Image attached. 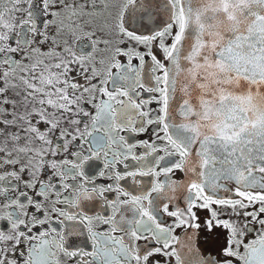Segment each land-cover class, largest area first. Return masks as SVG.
<instances>
[{
	"label": "snow or ice",
	"instance_id": "6c2138e0",
	"mask_svg": "<svg viewBox=\"0 0 264 264\" xmlns=\"http://www.w3.org/2000/svg\"><path fill=\"white\" fill-rule=\"evenodd\" d=\"M100 9L113 10L111 31L120 37V44L134 43L144 49L143 53L118 51L105 71H97V61L84 51V45L78 50L72 47L73 41L84 40L94 54L101 44L107 46L95 31L85 32L78 23L90 10L100 15ZM64 16L74 27L72 40L61 44L50 29H58L57 36L63 34ZM161 17L166 20L163 26ZM129 23L146 34L129 30ZM17 30L31 39L16 40L13 47L9 42ZM37 44L55 47L45 53ZM116 56H128L127 66ZM0 57V128L4 129L0 130V170L15 169L0 174V198L5 201L0 203V221L10 226L7 235L0 233V264H15L13 258L25 243V264H62L64 260L152 264L154 257L175 260V264H218L199 258L182 260L175 251L181 244L174 235L177 229L199 231L197 210L211 213L205 225L208 232L215 227L230 233L222 252L228 258L224 264H264V0H91L90 4L71 0L70 5L68 0H0ZM146 58L152 66L151 84L142 79ZM133 60L139 61V69L132 67ZM113 69L118 75H112ZM140 90L158 99L139 101L133 93ZM149 104L159 105L156 116L143 110ZM86 121H91V130L84 126ZM154 125L158 139L151 144L129 146L114 135L129 131L142 136ZM97 132L101 135L96 136ZM77 141L81 151L76 152L75 163H49V157L66 154ZM105 144L123 149L111 154L117 157L116 163L122 157L140 165L141 170L117 175L116 180L130 177L136 183L137 177H152L156 182L151 190L134 196L115 188L118 200L109 205L113 214L108 219L77 220L59 212L55 205L78 210L82 199L92 198L84 184L80 186L84 191L75 193L65 177L75 179L79 174L84 180V165L101 152H105V168L110 167L113 161ZM134 148L146 152L137 155ZM45 167L59 172L64 183L58 187L52 180L41 181ZM30 170L34 179L24 187L51 203V209L35 203L27 191H17L21 177ZM174 173H183L188 180L177 183L171 179ZM161 177L168 180L160 183ZM100 178L111 176L101 174ZM70 191L75 200L61 199ZM10 192L15 196H9ZM221 192L229 198L219 196ZM176 193L185 194L183 211H170ZM120 197L127 203H119ZM153 197L167 198L169 203L161 205ZM213 206L231 210L236 222L221 221ZM117 207L130 209L132 219H124ZM26 209L35 211L30 216ZM160 213L175 223L162 226ZM53 215L61 219L53 220ZM65 217L87 227L90 252L65 250V234L54 227ZM97 222L110 231L96 232ZM34 229L43 231L29 235ZM245 233L256 238L245 243Z\"/></svg>",
	"mask_w": 264,
	"mask_h": 264
},
{
	"label": "flooded vegetation",
	"instance_id": "af4514ba",
	"mask_svg": "<svg viewBox=\"0 0 264 264\" xmlns=\"http://www.w3.org/2000/svg\"><path fill=\"white\" fill-rule=\"evenodd\" d=\"M6 1V0H5ZM87 2L90 4L91 0H87ZM113 3H116L117 0H112ZM69 5L71 4V0H68ZM97 3H99V0H97ZM90 10V14L85 17L82 20H79L78 23L81 25L83 30L85 32L87 31H95L98 36L105 41H107V46L104 44H101L99 46V49L93 52L89 51L90 45L87 41L80 40L77 44L75 41L72 42V47L74 49H79L81 45H84V51L92 56L94 55V59L97 61V71H105L106 66L108 62L113 58L114 54L117 53L120 50L123 51H130V50H136L143 53L144 49L141 48L138 45H135L134 43H123L120 44L119 40L120 37L118 35H115L111 31V25L113 23L111 16L113 10L105 11L104 9H100L101 12L100 15H92ZM59 23V22H58ZM161 26L166 24V20L161 17L160 19ZM62 26L65 28V32L61 34L60 36H57L58 29H50L51 36L55 38L56 40L60 41L61 44H63L64 40H72L71 32L73 30L74 25L72 22L67 18V16L63 17V24ZM129 30L134 31L136 34L145 35L146 33H142L139 29H134L132 24L129 23ZM21 30H17L16 34L13 36V39L10 40L13 46H16L15 41L16 40H24L25 38L31 39V37H24L20 35ZM36 48L43 49V52L47 53L50 52V48H54L55 45H52L51 47L49 44H37L35 45ZM62 48L57 49V51H61ZM24 55H28V52H24ZM18 62H22L21 57L14 56L13 57ZM2 59V57H0ZM116 59L119 60L121 65L123 67L127 66L128 63V56L119 57L116 56ZM102 65L104 67H102ZM139 61L133 60L132 61V67L139 69ZM167 67V65H166ZM112 75L116 76L118 73L113 69ZM134 75V74H130ZM142 79L148 83L151 84L152 77V66L151 61L146 58L145 60V67L142 74ZM154 87V85H152ZM111 87V85H109ZM133 96L138 97L139 101H147L151 99H158V97L150 96L148 93L143 92L140 90L139 93L134 92ZM86 110L89 112H92L94 115V109L88 107L87 105L84 106ZM159 108V105L156 104H149L146 105V107L143 109L146 112H152L153 116L157 115V110ZM86 120V118H85ZM135 123V122H134ZM85 127H87L89 130H91V121H86L84 124ZM139 127V125H137ZM0 130H4L0 128ZM157 126H153V128L148 129L147 132L144 133L142 136L134 135L132 132L124 131L121 133H114L117 140L123 139L125 143H127L129 146H133L135 144L140 143H153L155 139H158L155 136V133L157 131ZM10 131V130H9ZM96 136H100L101 133L97 132L95 133ZM70 139V138H69ZM3 138L0 137V141H2ZM63 143V142H60ZM92 138H89V146H92ZM80 144V141L76 142L77 146H74L73 148H69L67 150V153L55 158L49 157V163H52L53 161L57 163V165H60L63 163L64 160H68L69 163H75V154L76 152H80L81 149L78 147ZM105 149L107 150V154L109 156V159L113 161L112 165L105 168L106 161L104 159L105 152H101L99 155V158L96 160H89L87 164L84 165L82 169V173L84 176V180L80 179V175L77 174L75 179H69L68 177H65V180L67 182V185L70 189H72L75 193H80L84 191V189L88 190L89 195L92 197L87 200H81L79 203V209L75 208H68L65 205H55V207L59 210V212L64 213L67 212L69 215H74L77 220L81 218H88L94 221H98V218L103 217L105 219H108L113 214V209L109 207V205H116L118 200V193L114 190L115 188H120L121 191L127 192L129 195H140L143 191H150L151 185L155 183L156 181L152 177H137L136 183H133L132 179L129 177L128 179H122L120 181L116 180V176H129V174L133 171H139L140 165H138L133 160H124L122 157L120 158V162L116 163L117 157L112 156V153L115 152H122L123 149L120 148H108L107 144H105ZM134 152L137 155H144L146 150L145 149H137L134 148ZM84 155H87V153H84ZM162 155V154H158ZM3 157L0 156V159ZM83 163V161H81ZM144 163V162H141ZM27 167V165L25 164ZM5 171H15V169L12 168H6L0 170V174H3ZM60 171H63V169H60ZM103 174L105 177L111 176V179H101L100 176ZM59 172H53L51 169L45 167L44 171L40 174V180L43 182H47L48 180H52L58 187L64 183V181H61L59 178ZM34 177L32 176L31 170L27 172L25 175L21 177L22 183L19 184L17 191L21 194L25 191L28 192L29 196L33 199L35 203L40 204L41 206L46 207L47 209H51L54 207L51 203L44 201L42 198L36 195V193L31 188H25L24 185L30 183ZM172 180H175L177 183L186 182L188 180V177H186L183 173H174L171 177ZM87 180L89 183L85 184L84 181ZM168 180L166 177L160 178V183H165ZM92 181H95L92 183ZM16 183V182H13ZM81 184H84V189H81ZM59 190L63 192V188L60 187ZM101 190L103 191V194L101 196ZM37 191H39V188H37ZM73 191L65 192L64 195L61 197V199H73L75 200V195H73ZM184 193H176V198L174 200H171L170 203L165 199H159L158 197H153V199L157 200V202L161 205L165 203H169L170 211L175 210H184ZM219 196L224 197L225 199L229 198L227 194L221 192L218 193ZM9 196H15V193H9ZM54 199V197H53ZM5 201L3 198H0V203H4ZM26 202V198L25 201ZM119 203H127L126 199L124 197L119 198ZM213 210L218 213L220 216V220L224 222H236L233 220V216L231 215V210H224L220 208H216L213 206ZM15 211V210H13ZM26 211L29 212L30 216L31 213L35 211V209H26ZM117 211L121 213L124 219L131 220L132 219V213L130 209L128 208H119L117 207ZM226 213V214H225ZM39 218H43L42 213L36 214ZM198 215V222L200 223L201 227L199 231L194 230H188L185 231L184 229H177L174 233L176 238L181 241V244L177 245L175 251L178 252L182 260H195L196 258H199L200 260H213L218 262V264H224V262L228 259L223 257L222 252L227 247V243L229 241L230 233L224 229V228H215L213 229V232H208L205 228V225L207 224L208 220L211 219V213L206 211H200L197 210ZM29 216V218H30ZM161 216V224L162 226H171L175 223L174 220H172L169 217H164L162 213H160ZM53 220H60L61 217L57 215H53L51 217ZM23 219V217H21ZM119 219V217H118ZM47 227V226H46ZM60 232H63L65 234L66 240H65V250L70 252H90L92 250L91 242L88 238V230L87 227L84 224H77L73 222H69L67 220V217L64 218L62 224L54 225ZM250 227H252L250 225ZM93 228L98 233H106L110 231L109 227L107 225H101L98 222L93 225ZM10 226L7 224V221H0V233H3L4 235H7L9 232ZM43 231L42 229H34L32 234L29 235H35L39 236V234ZM254 232L258 233L259 228H255ZM119 233L117 234V238L119 237ZM256 237L254 234L245 233L243 236V240L245 243H251L252 240H254ZM191 245V248L188 247V245ZM145 245L142 242L140 247L143 248ZM155 247V246H150ZM11 255V253H9ZM28 254V245L25 243L21 245V248L17 250V255L13 259L15 260V264H25V258ZM62 264H70L69 261L64 260ZM152 264H175V260H169L165 257H154L152 260ZM234 264H238V262H234Z\"/></svg>",
	"mask_w": 264,
	"mask_h": 264
},
{
	"label": "rangeland",
	"instance_id": "374dc122",
	"mask_svg": "<svg viewBox=\"0 0 264 264\" xmlns=\"http://www.w3.org/2000/svg\"><path fill=\"white\" fill-rule=\"evenodd\" d=\"M6 2V1H5ZM10 46H13L11 41L9 42ZM14 47V46H13ZM43 52V49H40ZM50 51H52V48H50Z\"/></svg>",
	"mask_w": 264,
	"mask_h": 264
}]
</instances>
